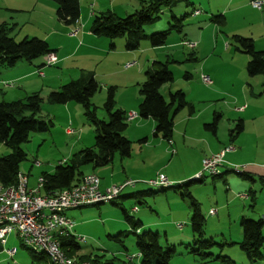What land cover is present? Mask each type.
I'll return each instance as SVG.
<instances>
[{"label":"rangeland","instance_id":"374dc122","mask_svg":"<svg viewBox=\"0 0 264 264\" xmlns=\"http://www.w3.org/2000/svg\"><path fill=\"white\" fill-rule=\"evenodd\" d=\"M143 1L146 0H98V2L93 3L92 9L89 7V3L86 9L88 12L92 10L96 15H100L98 10H102L103 13L111 12L115 2L114 6L119 12L117 16L125 18L138 10ZM227 1L189 0L190 5L177 2L172 7L162 9L154 23L144 27V34L150 36L169 30V25L174 24L173 17L175 19L183 18L181 21L182 30L180 32L173 29L169 31L166 43L162 47L152 48L147 39L140 42L135 51L142 52L145 50L146 52L141 53V59L150 58L147 61L148 68L142 72L141 76L136 74V68L126 70L128 68L125 69V67L128 63L124 65V62L119 66L120 74L109 73L115 71L114 60H107L103 65L98 66L96 81L101 88L91 99V103L95 107L96 117L102 121L108 120L103 109L107 87L117 86L115 87V108L118 109L129 98L139 96V85L144 82L145 72L151 68L153 60L166 63L173 74V80L170 84L163 86L161 93L166 100L169 92L181 91L185 94L187 102L189 105H193L195 109V117H198L191 126L193 135L198 133L195 131H199L201 136L207 138L211 147H218L219 149L234 147L237 154L225 159L224 166L227 168L234 169L237 167L239 171L244 172L246 165L241 161L256 167L260 165L263 167L264 76H247L245 67L249 57L236 50L233 36L252 39L251 35L254 34L253 36L257 37L260 32L264 37V6L261 9H254L249 4L250 0H235L238 5L247 4L246 7H241L240 10L227 15V21L224 24L213 22L214 16L221 15L224 17ZM47 2L50 3L48 8L40 7L34 10V7L27 6L26 2L19 1L15 2L16 10L10 11L8 6L12 5L11 0H0V20H2L0 23L6 21L5 25L8 28L13 27L10 34L16 42H20L24 38L48 41L49 46L62 42V53H66L72 48L75 36H70V33L75 29L74 27L70 29L59 22L55 16L56 4L49 0ZM124 3H127L126 6L121 7ZM193 9L199 11L197 16L191 13ZM60 34H64L66 37L61 38ZM198 37L203 42L201 47L189 48L181 42L188 40L197 44L194 40L198 41ZM101 39L107 43L109 41L124 42L123 38ZM252 40L254 41V39ZM257 42V47L262 48L261 44L264 43V39ZM191 53H194L195 58L192 57ZM85 58L87 57L83 54L69 58L63 65L64 74H61L60 77L58 72L48 75L50 78L48 85L55 84L56 78L53 77L55 75L58 80L59 78L64 79L72 72L78 71L79 66L88 68L86 66L90 65V61ZM44 59L45 57H41L33 62L42 63ZM203 65L212 72L211 75L209 74L212 81L211 85H204L200 80ZM186 74L188 78L185 77ZM13 87L19 88L16 87V84H13ZM8 91L5 89L4 97L0 101L10 102L14 100L11 95L13 91ZM20 92H25V89ZM129 93L132 95H128ZM29 94L31 93H27V95ZM42 94H45L44 91ZM25 96L23 95L22 98ZM40 96L42 97V95ZM69 105L66 109L61 104L47 103L44 98L37 118L47 123V131L30 133L28 141L21 145L26 159L20 164L19 172L24 175L29 174L31 178L36 177V183L41 173L52 172L59 162H69L83 148L92 147L94 144L93 126L84 117L81 106L74 102ZM245 108L248 110L245 115H242ZM187 111L188 109L184 108L179 113L180 115L176 116V124L177 119H180L181 116H187ZM214 114L218 116L215 136L203 128V124L212 123ZM238 120L246 122V129L237 137L234 128ZM135 122L128 123V129L124 133V136L131 142L132 151L136 149L137 141L146 136L136 137L139 136V133L135 130ZM180 128L181 125L178 129ZM66 130H74V133L66 134ZM231 136H233V141H231ZM163 146L169 148V151L166 149L165 154H163L164 164L168 167V181L172 180V177H185L188 170L202 156L207 154L204 143H199L196 139L182 141L178 134L174 145L170 147L165 141ZM171 149L177 152L171 155ZM161 150V148H156L154 153H159L160 157ZM229 152L232 151H227V153ZM10 153L11 149L0 144V157ZM133 156L136 158L138 154L134 152ZM114 159L112 165L97 168L95 170L97 174L99 175L104 170L111 169L112 166L115 167V165L118 166V171L120 158L116 155ZM122 161H126V158H123ZM36 162L40 164L39 167L35 166ZM156 162L159 163V159L155 160ZM153 169L156 171L157 165L142 168V171L149 172ZM90 170L89 167L84 168L85 172H92ZM201 170L200 172H202ZM161 174L166 175L164 169L157 170L155 175L157 177ZM204 176L201 183H195L189 189L192 197L199 203L201 214L205 219L202 237L194 236L191 232L189 200L181 198L179 192L174 189L160 192L159 188H152L154 195L145 196L143 198L145 202L141 201V204L138 201L123 198L116 199L115 203L122 205L135 222L139 221L142 224L140 231L158 234L160 245L164 250L171 246L175 247V253L170 264H264V244L261 249L263 259L254 263L247 259L240 248L242 242L240 219L245 217L258 221L261 220L264 213V183L259 175L252 176L253 183L248 179H241L233 172H230L226 181L213 178L208 173H205ZM192 178L194 177L184 179V181ZM184 181L172 182L171 185ZM139 182L147 181L140 180ZM148 188L144 184H138L135 191ZM249 188L255 192L254 202H251L250 195L245 197L250 191ZM133 189H125L121 196L133 192ZM133 205L137 208L135 213L131 210ZM211 209H215L217 214L210 215ZM65 214L75 227L80 226L78 234H73L74 227L71 231L72 234L85 239V242L79 243L78 252H75L76 264L85 262V259L89 260V257L92 260L94 257H99V262L116 258L113 264H120L116 260L125 262L127 261L126 258L136 257L138 254L135 237L130 233L131 228L124 220L121 208L111 203H104L99 206L76 208L67 211ZM177 225H181V229H178ZM117 236L119 242L115 239ZM262 236L264 238V227ZM198 241L210 242L211 247L199 254L192 253L194 243ZM6 248H15L16 253L12 258L5 253L0 254V264H32L33 260L27 250L28 248L20 245L15 234L8 237ZM139 259L135 258L134 264H140L141 260Z\"/></svg>","mask_w":264,"mask_h":264},{"label":"trees","instance_id":"16d2710c","mask_svg":"<svg viewBox=\"0 0 264 264\" xmlns=\"http://www.w3.org/2000/svg\"><path fill=\"white\" fill-rule=\"evenodd\" d=\"M49 1L56 4L55 16L59 22L68 27L78 23L80 19L79 0ZM177 2H184L190 5L189 0H146L142 2L138 10H135L125 18H120L110 11L106 14L96 15L91 22L90 32L96 37L110 40L123 38V47L126 51H135L140 42L146 39L150 41L152 48L162 47L166 43L169 31L173 29L176 32H180L182 30L181 21L183 18L175 19L173 17L174 24L169 25V30L150 36L144 34V27L153 24L162 9L172 7ZM193 12H195L194 9L191 13L193 14ZM212 20L219 24L226 22L221 15L214 16ZM12 31L13 27L8 28L4 23L0 25V73L2 69L13 68L20 61L31 63L38 58L45 57L47 53L53 52L44 40L24 38L22 41L16 42L10 34ZM233 40L236 44V50L249 57L245 67L247 76H264V51L256 50L254 41L250 38L233 36ZM181 42L183 43L185 40ZM191 55L195 58L194 53H191ZM185 77L188 78V75L186 74ZM172 80L173 74L166 63L153 62L151 68L145 72L144 82L139 85L141 101L137 108L138 117L154 121V137H160L169 143H172L175 117L184 108L188 109L189 117L195 113L193 105H189L183 92H169L167 100L161 94V88L166 84H170ZM100 88L101 86L93 75L87 73L48 94L47 103L65 105L74 102L81 106L84 117L93 126L94 144L92 147L83 148L69 162H59L52 173H42L44 185L41 193L47 194L51 191L71 189L79 184L84 176L88 175L84 173L85 167H91L92 169L103 168L110 165L116 155L120 158H128L130 156L132 151L131 142L124 136L128 128V122L126 121V113L115 108V87L107 88L106 99L103 104L108 120L102 121L96 117L95 107L91 103V99ZM42 103L43 99L37 93L31 94L23 100L0 101V144H4L11 149L10 154L0 157V183L3 186L15 185L17 174L20 171V164L26 159L21 145L28 141L30 133L47 131V123L37 118L41 111ZM217 118V114H214L212 123L204 125L205 130L210 131L214 135L217 127ZM241 131L242 122L238 121L234 132L238 134ZM140 142H144V140ZM222 168H225L228 172L235 173L233 169ZM228 172L223 174L219 171L216 175L211 176L223 180ZM235 174L241 179L250 180V177L242 171ZM204 175L166 188H159L160 192L174 189L179 192L181 198L189 200L191 232L198 237L203 235L205 219L201 214L199 203L192 197L189 189L193 184L201 183L205 177ZM252 192L249 191L248 197L249 195L250 197L252 196ZM121 195L118 198L131 199L140 203L144 201L143 198L145 196H153L154 193L151 188H148L127 196ZM253 201L254 198H252ZM109 203L121 208L124 220L131 228L130 233L135 237V246L140 258L138 259L141 260L140 264H170L171 258L175 253V247L171 246L164 250L160 245V236L158 234L150 231H140L142 224L139 221L135 222L122 205L116 204L115 200ZM99 205L96 204L94 206ZM240 227L242 230V242L240 244L242 252H244L251 263L262 260L261 249L264 244L262 236L264 222L242 217L240 219ZM118 238L117 236L115 239L119 242ZM59 242L61 250L69 257L74 256L75 252L79 250V243L75 241L73 236L61 238ZM210 247V242L198 241L194 243L192 253L199 254ZM27 250L33 260L32 264H50L48 257L44 253ZM115 259L113 258L103 263L99 262L98 258H93V260L89 258V260L85 259L84 261L92 264H113ZM134 259L129 260V258H126L127 261L123 262V264H134Z\"/></svg>","mask_w":264,"mask_h":264},{"label":"crops","instance_id":"0c3cea01","mask_svg":"<svg viewBox=\"0 0 264 264\" xmlns=\"http://www.w3.org/2000/svg\"><path fill=\"white\" fill-rule=\"evenodd\" d=\"M19 1L26 2V5L30 6V7H34L33 8L34 10H37V8H40V7L41 8H48V6H50V5H48L50 3H48L47 1H43V0H11L12 5L8 6L9 10L10 11L16 10L14 5H15V2H19ZM237 1H235V0H228L227 1L226 7H225V13H224L225 21H227L226 20L227 15H230V14L240 10L241 7H246L247 4L242 3V4L238 5L237 3H235ZM250 1H252V0H250ZM250 1H249V3H250ZM260 1L264 2V0H260ZM79 2L81 5V7H80V19L76 25L72 26V27H74V29H78V33L74 37L75 39H73V45H72V48H70L71 50L66 52V53H62V44L63 43L62 42H58L57 44L54 43L53 46H49V45L48 46H49V49L52 50L53 53L56 55V58H57L56 64L49 67L46 65V59H44V61L42 63H35L33 61L31 63H28V62L23 63L22 61H20L13 68L2 69V71L0 73V99H2L4 97L3 94H4L5 89H6V90H9L8 92L13 91V93L11 95H12L14 100H12V101L23 100L27 96L34 94V93L42 95L43 101H44V98L46 101L49 93L58 90L62 85L66 84L72 80H76V78L80 77L82 74L90 73L93 75L94 79L96 80L98 77V74L96 73L98 66L103 65L105 62H107V60H114V64L116 66L115 71L109 72L110 74H120L119 66L121 65L122 62H124V65L126 63L135 62L133 64V66H131L128 69H126V67H125V69L129 70L132 68H136V74H138L140 76H141L142 72L148 68V66H147L148 62L147 61L150 58H146L145 60H143L140 57L141 53L146 52L145 50H142V52L141 51L140 52L139 51H126L123 47L124 42H122V41H116V42L109 41L107 43L106 41H103V39H101L102 37H96L90 32L91 22H92L94 16H96V14L91 9H92V7H94L93 3L98 2V0H79ZM88 3H89V7L91 8L90 9L91 12H88V10L86 9ZM126 4L127 3H124L123 5H121V7L122 6L125 7ZM114 5H115V2L112 5V11L111 12L114 13L115 15H119L118 14L119 12H117L116 6H114ZM98 11H100L99 12L100 14H106L108 12L107 11V12L103 13L102 10H98ZM195 11H198V10H195ZM0 21H2V20H0ZM3 23L5 24L6 21H3L2 24ZM72 27H69V28L71 29ZM253 35H251V37H252V39H254L255 49L258 51H261V50L263 51L264 50V43L261 44L262 48H259V47H257V43H258L257 41L258 40L261 41L262 39H264V37L262 36V34L260 32H259L257 37L253 36ZM60 37L64 38L66 36L64 34H60ZM70 39H72V38H70ZM185 41H188V40H185ZM191 41H193V40H191ZM194 42H197L196 47H201L203 44L202 39L200 37H198V41L194 40ZM47 44H48V41H47ZM78 54L85 55V57H87L85 59L90 61V65L86 66L88 68H84V67L82 68V66H79L80 68H78V71L76 70V71L72 72V74H70L67 78H64V79L59 78V80H58V77L55 75V76H53L56 78L55 84L54 85H48V81H50V78L48 75L53 74L55 72H58V76L60 77L61 74H64L63 73L64 72L63 65H65L66 61L69 60V58H71L73 56L76 57V55H78ZM153 62H155V60H153ZM153 62H152V64H153ZM59 66H61L62 68ZM204 66L205 65H203V67H202L201 74H205V75L209 76V74L212 72L209 71ZM90 67H93V68H90ZM90 71H92V72H90ZM38 72H40L42 75H40V73H38ZM101 75H103V74H101ZM1 82L13 83L14 85L16 84V87L17 88L19 87V88L18 89H15V87L5 88L2 86ZM109 87H113V86H109ZM115 87H117V86H115ZM22 89H25V92H20V91H22ZM161 90H163V87L161 88ZM28 91H30V92H28ZM43 91L45 94H42ZM18 92H19V94L17 95ZM7 93H5V94H7ZM27 93H31V94L27 95ZM23 95H26V96L24 98H22ZM128 95H132V93H129ZM132 99H134V100H132ZM122 101H124V100H122ZM140 101H141L140 95L139 96L136 95V96H134V98H132V97L129 98L128 101L124 102L121 106L118 107V109L124 111L126 114L130 113V112L137 113V108H138ZM69 104L70 103L65 104L64 108L68 109V106H70ZM241 107H243V106H241ZM247 110H248V108H245L244 112H242V115H245ZM237 111H239V110H237ZM179 115L180 114H178V116ZM177 117H175V119H174L172 143L167 142L168 146L171 147L172 145H174V143L176 142V135L178 134L182 141L195 140L196 139L199 143H204L205 150H206L205 153H207V154L202 156V158H200L196 162V164L188 170L187 175L185 177H181V178L172 177V180L169 181L170 183L180 182V181H184V179H187L190 177H195V175L200 173L201 161L203 158L208 157V156L213 155V154H216L219 151H221L222 149H224V148L219 149L218 147H211L210 143L207 141V138L205 136H201L199 131H195L198 133L193 135V129H191V126H192V123H194L195 120H197V118H198V117H195V113L191 117H189V114L187 112V116L186 115L181 116L180 119H177L178 121L176 124L175 120ZM138 118H140V117H138ZM138 118H136L132 122L134 123L136 120L141 119V118L140 119H138ZM238 121L242 122V131H244L246 129V122L244 123V121H242V120H238ZM180 125H181V128L178 129V127ZM204 125L205 124H203V128H204ZM135 127H136L135 128L136 132L139 133L138 134L139 136H136V137H141V135H146V136H143L140 139L138 138L139 140L137 141L138 144H137L136 149L131 151L130 156L128 158H126V161H122L123 158L119 157L120 161H119V170L118 171H117L118 166L115 165V167L112 166L111 169H106L103 172H101L99 174L101 176H99L97 174V172L95 171L96 169H92L91 167H89V169H91L90 171H92V172H84L85 174H89V173L94 174L100 179V190H104L111 185L121 184L126 180L148 181L149 179H151V180L153 178L155 179L156 171L159 169L165 170L166 175L165 176L163 174H161V175L166 177V179L168 180V178H169V175L167 174L168 167L165 166L164 158H163V154H165L167 148L163 146V143L165 142V140H163L160 137H154V135H153L154 128H155L154 121L152 119H142L141 121L135 122ZM72 131L74 133V130H72ZM65 133L67 134V130L65 131ZM240 133L237 134V137ZM128 138L131 139L130 137H128ZM232 139H233V136H231V141H233ZM142 140H144V142H140ZM230 147L233 148V150H232V152H229V153L226 152L225 153L224 158H223L224 161H225V159H227V157H233L234 155L237 154V152L234 151L235 148L232 146H230ZM156 148L162 149L160 152V157H159V153H154V150ZM167 151H169V148L167 149ZM240 151H241V149H240ZM134 152L136 154H138V156L136 158L134 156L132 157ZM146 152H147V154H146ZM176 152L174 151V149H171V155H174ZM157 159H159V163H157V162L155 163V160H157ZM114 161H115V159L112 161L111 165L113 164ZM169 163H171V162H169ZM241 163H244L246 165V167L244 169L245 170L244 174H246L250 177L251 183L254 182L253 177L255 175H259L261 181L264 183V166L261 167V165H260L259 167H256L255 165L246 163L245 161H241ZM155 165H157V168H158L156 171L154 169L149 171V172H146V171L143 172L142 171V168H150V167H154ZM52 172H50V173H52ZM220 172H222L224 174L225 172H228V171H226L225 168H220ZM43 173H48V172H43ZM229 174H230V171L224 177L223 181H226V178H228ZM26 175L28 176L29 187L34 188L36 186V177L31 178L30 177L31 175H29V174H26ZM251 188H249L250 191H252ZM135 189H136V187L132 190L133 192H130L127 195L134 193V192H139V191L145 190V189H142V190L139 189V190L135 191ZM252 193L253 194L251 196V200H252V198L255 199V192H252ZM127 195H125V196H127ZM241 196H243V195H241ZM245 197L247 198L248 195ZM132 207L134 208L135 205H133ZM135 212H137V211H135ZM135 212H133V213H135ZM73 227H74L73 228V234H78L80 226H78V227L73 226ZM82 256L86 257L84 255H82ZM89 258L91 260V257H89ZM94 258H99V257H94ZM108 261H110V260H108ZM116 261L120 262V264H123V261H120V260H116ZM85 262H88V261H85ZM100 262L103 263L104 261H100ZM114 262H115V260H114Z\"/></svg>","mask_w":264,"mask_h":264},{"label":"built area","instance_id":"2783aa9c","mask_svg":"<svg viewBox=\"0 0 264 264\" xmlns=\"http://www.w3.org/2000/svg\"><path fill=\"white\" fill-rule=\"evenodd\" d=\"M250 6L254 9H261L264 2L260 0L250 1ZM199 11L193 12L197 16ZM78 29L73 30L70 36H76ZM184 46L194 48L195 43L189 41L183 42ZM46 65L56 64L57 58L53 52L45 55ZM135 62L128 63L126 68L133 66ZM40 73V72H38ZM40 75H42L40 73ZM200 80L204 85H211L212 81L208 75L200 74ZM5 88L13 87V83L1 82ZM138 118V114L130 112L126 114V121L132 122ZM72 130H67V134H72ZM233 148L228 147L216 154L205 157L202 164V172L195 175V178L201 177L205 173L216 175L220 168L224 166V155ZM39 167L38 162L35 163ZM235 173H240L239 169H233ZM138 184H144L149 188H166L171 183L162 175L147 182L126 180L118 185H111L104 190H100V179L94 174L84 176L79 184L71 189L64 191H51L47 194L41 193L43 190L44 179L40 176L37 179L36 186L30 188L28 185V176L22 173L17 174V180L13 186H3L0 183V254L5 253L12 258L16 250L7 249V239L15 234L20 245L37 253H44L50 264H76L75 257L67 256L60 248L59 239L73 236L77 243L85 242L84 237L72 234L73 223L66 217V212L76 208L104 204L116 200L119 195L127 188H135ZM137 211L134 207L132 212ZM210 215H216L217 211L211 209ZM264 222V213L261 217ZM181 229V225H177ZM139 258L130 257L129 260ZM80 264H92L91 262H80Z\"/></svg>","mask_w":264,"mask_h":264},{"label":"bare ground","instance_id":"6f19581e","mask_svg":"<svg viewBox=\"0 0 264 264\" xmlns=\"http://www.w3.org/2000/svg\"><path fill=\"white\" fill-rule=\"evenodd\" d=\"M221 175V174H220Z\"/></svg>","mask_w":264,"mask_h":264}]
</instances>
